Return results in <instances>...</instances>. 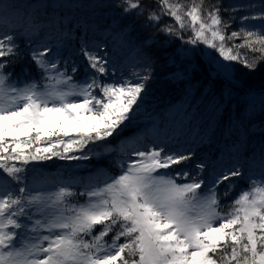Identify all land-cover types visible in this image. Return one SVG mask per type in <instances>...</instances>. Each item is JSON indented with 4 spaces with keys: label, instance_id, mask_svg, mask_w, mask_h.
Segmentation results:
<instances>
[{
    "label": "snow or ice",
    "instance_id": "6c2138e0",
    "mask_svg": "<svg viewBox=\"0 0 264 264\" xmlns=\"http://www.w3.org/2000/svg\"><path fill=\"white\" fill-rule=\"evenodd\" d=\"M114 6L144 17L166 36L214 50L218 55L208 60L205 71L211 82L222 85V97L230 98L232 89L242 85L237 65L255 73L264 64V5L257 15H241L240 28L231 32L226 29L235 17L223 20L220 5L205 6V0H155L154 7L143 0H119ZM165 17L171 23H162ZM249 20L260 22L258 30L244 24ZM49 27L55 34L40 39ZM69 36L59 21L45 24L34 12L0 6V264H264V149L258 176L233 164L205 180L203 161L194 164L195 172L188 167L195 155L190 150L138 146L143 136L109 148L108 138L131 123L143 103L151 61L145 59L143 72L134 71L131 78L104 83L102 78L116 70L107 46L81 38L77 55L87 71L76 79L80 64L61 60ZM23 38L34 44L27 55L38 77L25 71L13 78L5 72L22 58ZM189 51L178 53L186 66L173 73L177 80H190L198 70ZM194 87L190 84L186 92ZM98 147L122 157L118 174L104 173L102 184L89 181L80 192L66 183L46 190L40 186L43 177L29 175L32 162L88 159ZM74 152L81 154L70 155ZM244 177L248 187L222 204L221 196L235 187L233 178Z\"/></svg>",
    "mask_w": 264,
    "mask_h": 264
},
{
    "label": "trees",
    "instance_id": "16d2710c",
    "mask_svg": "<svg viewBox=\"0 0 264 264\" xmlns=\"http://www.w3.org/2000/svg\"><path fill=\"white\" fill-rule=\"evenodd\" d=\"M22 1L5 0L3 3L20 8L22 13L30 12L31 6L39 5L42 1L48 3V0H28L26 3ZM64 1L72 6L62 5L55 8L47 4L46 8H35L32 12L37 16L38 22L51 25L59 21L62 30H69L70 36L64 40L61 48V59L76 61L78 58L82 68L76 79L87 71L83 67L82 58L77 55L81 38L103 42L107 46L109 58L116 65V70L113 71L116 76L128 79L134 71L143 72L146 67L145 59L150 60L152 64V79L146 85L143 103L133 117L138 120L135 124L126 121L127 126L122 125L113 137H109V148L116 149L125 144L124 139L134 136L143 128L142 125L157 122L152 131V140H149L155 142L166 140L172 144L171 150L182 152L190 150L195 153L188 167L192 171L196 170L194 164L203 161L206 164L203 177L207 180L214 177L221 168L227 169L233 164L240 165L242 172L252 169L255 174H259L260 153L261 149H264V112L261 111L262 98L259 97V94L264 92V64L255 73H249L237 65V78L242 85L232 89L230 98L222 97V85L211 82L205 71L208 59L202 45L186 44L180 39L164 35L158 28L149 25L144 17L126 15L120 8L114 6L119 0ZM180 2L188 4L190 0ZM196 2L199 3V0ZM143 3L155 6V0H143ZM209 4L220 5L223 20L235 17L231 21V26L226 29L227 32H231L240 28L241 15H257L264 5V0H205V6ZM241 5L245 6L242 10L239 7ZM250 5L255 7H248ZM234 7L237 11H232ZM162 23H171V19L165 17ZM244 24L258 30L260 22L249 20ZM50 34H55L54 27L43 29L39 38L43 39L45 35ZM189 38L185 33L184 40ZM234 42L239 44L241 41ZM228 43L231 46L233 42ZM20 46L22 58L9 64L5 69L13 78L21 77L25 71L30 74L38 72L27 55L28 48L34 44L23 38ZM187 50H191L188 53L189 59L198 66V70L192 72L190 80L170 77L173 73L184 70L186 61L178 53ZM239 51L243 53L246 49L241 48ZM173 59L175 63H172ZM108 67L111 68L112 64ZM190 84L195 87L186 92ZM248 94H256L253 101L247 98ZM91 147L92 145H89V148ZM89 157L87 161L77 163L80 165L79 168L68 164L67 159L56 157L48 161L32 162L28 167L34 169L36 177L44 178L42 182L44 186L66 183L80 189L81 185L94 181L91 175L95 170H98L96 181L99 183H103L104 173L118 174L116 164L122 159L118 152H105L103 147H98L95 153H89ZM235 179L248 186L247 177Z\"/></svg>",
    "mask_w": 264,
    "mask_h": 264
},
{
    "label": "rangeland",
    "instance_id": "374dc122",
    "mask_svg": "<svg viewBox=\"0 0 264 264\" xmlns=\"http://www.w3.org/2000/svg\"><path fill=\"white\" fill-rule=\"evenodd\" d=\"M3 1L5 0H0V6L2 5H5V3H3ZM28 0H23L22 2L26 3ZM47 4H51L53 7L57 8L59 6H67V7H71L72 5L69 4L68 2L64 1V0H48V3L46 1H42L39 5H34V6H31L30 7V12L34 11L35 8H41V5H47ZM19 9V12L21 14L22 13V10L20 8ZM96 14V13H95ZM11 17H14V18H17V13L16 12H11L10 13ZM202 48H203V52L205 54V57L209 60V59H213V58H216V56L218 55L214 50H211V49H208L207 46L205 45H202ZM75 58V57H74ZM68 59V58H67ZM76 62L80 64V61L78 60V58H76ZM62 61L63 60H66V59H61ZM69 61H75V60H69ZM70 66V65H69ZM80 67L82 68L81 64H80ZM30 74V73H28ZM31 77H38L39 76V72L37 73H31L30 74ZM81 75H79V77H77L78 79H80ZM172 78H174L173 76H170ZM28 77H25V79H27ZM76 78V77H75ZM103 82L104 83H117L119 81H122L124 80L125 78L123 77H119V76H116L114 74V72H112L111 74L109 75H106L104 76L103 78ZM175 79V78H174ZM264 93V92H263ZM256 95V94H255ZM255 95L254 94H248L247 98L250 99V100H254L253 98H255ZM259 97L262 98V93L259 94ZM138 119L137 118H133L131 121L134 122V124L136 123ZM157 125V122H152L151 124H146V125H142L143 128L139 129V131L137 133H135L134 136H130V137H127L124 139L123 142L125 143H128V142H131V141H134L137 137L139 136H143L144 137V140H143V143L141 144V147H146L148 145H152V144H157V145H162L166 148V150H171L172 149V144H170L169 142H167L166 140H163L161 142H155V141H151L152 138H151V135H152V131L154 129V127H156ZM74 134V133H73ZM67 139V138H66ZM151 139V140H149ZM43 146V145H42ZM71 155V153H70ZM90 158V157H89ZM92 158V157H91ZM132 159H135V157H132ZM88 159H80V160H67V163L68 164H71V166H74V168H79L80 165L78 164H81L80 162H84V161H87ZM78 163V164H77ZM30 168V167H28ZM31 169V168H30ZM163 171V170H161ZM192 171V170H191ZM196 170H193L192 172H195ZM98 170H95L93 171L92 173V177L94 178L93 180L96 181V179L98 178V174H97ZM35 171H33L32 173H30L29 175L30 176H37L35 175ZM259 174H256V176H258ZM77 176H79V174H77ZM204 178V177H203ZM213 178V177H212ZM211 178V179H212ZM205 180H207L206 178H204ZM210 179V180H211ZM98 182V181H97ZM180 182V181H178ZM233 183L235 185V187L232 189V191L229 193V195L227 197H223L221 196V203L222 204H225V203H228L230 202L234 197H236L239 192L243 189H246L248 186H246L244 184V182L238 180V179H235L233 178ZM102 184V183H101ZM225 184V185H224ZM228 184L227 181H225L223 184H221L219 186V188L217 189V192L218 194H221L223 192V190H225V187L226 185ZM223 185V189L220 190V187ZM42 188L46 189V190H55L56 186H44L43 184L40 185ZM72 190L75 191V192H80L82 191L83 189H80V187H72ZM81 202L83 201V198L81 197ZM223 211H227V209H222Z\"/></svg>",
    "mask_w": 264,
    "mask_h": 264
}]
</instances>
